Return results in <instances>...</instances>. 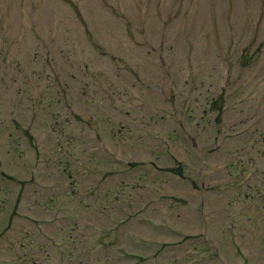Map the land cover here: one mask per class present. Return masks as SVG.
Masks as SVG:
<instances>
[{
	"label": "rangeland",
	"instance_id": "obj_1",
	"mask_svg": "<svg viewBox=\"0 0 264 264\" xmlns=\"http://www.w3.org/2000/svg\"><path fill=\"white\" fill-rule=\"evenodd\" d=\"M0 168V264H264V0H0Z\"/></svg>",
	"mask_w": 264,
	"mask_h": 264
}]
</instances>
